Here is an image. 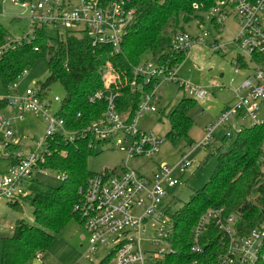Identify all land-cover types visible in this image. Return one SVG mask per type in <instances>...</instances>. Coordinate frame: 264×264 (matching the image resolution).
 <instances>
[{"label":"built area","instance_id":"1","mask_svg":"<svg viewBox=\"0 0 264 264\" xmlns=\"http://www.w3.org/2000/svg\"><path fill=\"white\" fill-rule=\"evenodd\" d=\"M27 11L28 32L22 37L7 32L0 36V59L9 50L32 42L36 31L52 27L59 32L63 29L84 32L92 45H112L120 50L134 10L124 5L123 0L104 2L103 0H12ZM214 25L222 26L224 19L235 15L238 19L239 33L234 42L243 52L237 55L248 65L246 79L236 89L238 102L224 109L204 137L192 144V148L208 147L215 136L217 127H224V136L233 137L237 133L236 121L251 119L253 124L264 122V0H217L208 13ZM201 37L193 38L186 31H178L173 38L170 50L184 53ZM38 50V47H35ZM179 63L158 64L150 60L134 69L143 82L132 81L131 91L140 93V101L134 112L118 110V90H97L89 96L91 102L104 99L106 109L102 115L81 134L90 139V145L96 147L115 146L126 155V160L148 159L153 167L149 172H141L127 163L120 169H108L96 173L88 179L85 187L79 189L80 201L75 210L82 215V228L88 234V248L85 257L91 259L98 247H107L108 252L98 264H158V261L172 253L173 224L166 199L169 189L182 183L175 171L190 168L189 153H183L176 164L170 166L162 162L157 164L153 157L160 151L162 139L152 132L138 127V117L144 112L157 111L156 101L161 96L159 85L178 83L181 88L194 93L195 99H209L204 89L190 86L177 78ZM28 70H24L23 74ZM22 74V75H23ZM149 84V85H148ZM12 84L7 85L8 91ZM147 87V88H146ZM48 88L38 83L27 88L23 96L0 94V111L6 107L16 110L14 117L0 112V150L9 158L11 165L6 173L0 174V199L16 201L27 195L30 184L43 168L46 156L50 153L51 142L57 137H69L76 134L68 128L66 119L60 113L51 112L52 100H48ZM59 97L53 102L61 103ZM26 114L46 121L47 133L36 141L35 147H25L16 137L13 125L23 121ZM252 124V125H253ZM233 130V131H232ZM13 145L15 152H7L6 146ZM50 171V170H49ZM213 220L222 233L224 253L210 264H256L263 255L264 225L240 234L237 218L234 214L225 216L223 209L210 210L200 219L194 229L191 251L201 253L200 236L206 225ZM158 226L153 238L154 244L162 241L165 248L157 251L144 247L149 222ZM42 256V255H41Z\"/></svg>","mask_w":264,"mask_h":264},{"label":"trees","instance_id":"2","mask_svg":"<svg viewBox=\"0 0 264 264\" xmlns=\"http://www.w3.org/2000/svg\"><path fill=\"white\" fill-rule=\"evenodd\" d=\"M216 1L123 0L127 8L134 10V16L119 51L109 44L92 45L84 32L56 30L57 34L51 36L47 28H43L36 31L32 42L7 51L0 59V83L7 86L15 83L37 59L44 57L49 76L39 85L46 89L59 82L63 86L65 96L60 103V113L68 128L76 133L72 139L61 136L51 142L50 153L42 166L55 173L59 183L55 187H46L38 178L32 180L30 195L21 199L29 200L34 223L23 219L16 222L13 235L3 240L1 264H33L71 220L81 224L82 215L75 206L80 201L79 189L96 174L88 170L87 161L97 152L90 145L88 136L84 137L81 132L106 109L104 99L91 102L89 96L101 89L118 90V110L134 112L141 97L140 93L131 91L132 81L136 79L134 69L150 60L180 65L186 55L172 54L170 47L174 36L178 31H186L193 21H202ZM7 32L0 23V36ZM235 62L241 68L248 66L238 56ZM108 66L112 70L109 75L114 79L106 82L103 73ZM140 82L143 81L137 75L136 83ZM195 102V98L184 97L165 114L171 125L166 137L173 144L181 140L190 146L194 143L190 139L193 125L190 111ZM2 106L0 104V108ZM237 134L236 140L224 136L233 142L229 149L217 148L213 153L217 166L210 180L170 215L173 251L158 264H210L224 253L223 236L213 220L206 225L199 239L203 251H191L194 229L210 210L223 209L225 216L234 214L240 234L264 225V122L242 125ZM12 146L6 147L13 149ZM6 171H0V174ZM7 202L15 207L20 204V200ZM262 252L256 264H264V248Z\"/></svg>","mask_w":264,"mask_h":264},{"label":"rangeland","instance_id":"3","mask_svg":"<svg viewBox=\"0 0 264 264\" xmlns=\"http://www.w3.org/2000/svg\"><path fill=\"white\" fill-rule=\"evenodd\" d=\"M27 11L20 5H14L12 0H0V23L6 28L8 33L22 37L28 32ZM51 36L57 34L56 29L47 28ZM65 32L63 29L61 30ZM186 32L193 38L201 37L202 41L194 43L181 64L177 67L176 75L181 81H185L190 86L199 87L207 91L209 99L196 100L191 108L190 115L193 125L190 130V139L194 142L201 140L205 133L216 122L221 112L229 107H233L238 102L236 89L248 76L245 68L238 67L235 62L237 55L243 52L234 42L239 33L238 19L235 15L227 17L222 26L212 23L211 15L205 14L202 21L195 20L186 27ZM111 68L108 66L103 78L106 82L114 79L111 75ZM109 75V76H108ZM49 76L47 61L44 57L37 59L29 70L24 73L15 83H12L10 90L7 86L0 83V94L23 96L27 88L35 86V83H43ZM161 96L156 101L157 111L144 112L138 117V127L146 132H152L155 136L162 139L160 151L153 157L159 164L165 162L170 166L176 164L180 155L189 153L188 161L190 168L185 171L177 169L175 176L182 182L169 189L166 202L169 206L170 215L178 211L191 198L195 190H199L210 180L217 166V159L213 155L217 148L225 151L232 145L233 140L224 138V127L215 129L216 138L213 139L208 147L192 148L187 141L181 140L173 144L166 137L171 128L170 122L165 116L168 110L179 103L184 97L195 98L190 88H181L178 83L168 82L159 85ZM48 100H52L51 112H57L59 102H53L54 97L61 100L65 96L63 86L56 82L48 88ZM8 117H14L16 110L6 107L0 111ZM251 119L236 121V130L241 125L250 126ZM13 128L16 137L25 147H35L36 141L44 138L47 133V124L43 119L26 114L23 121H17ZM233 131V130H232ZM238 138L237 131H233V139ZM13 149L6 147V151L13 153ZM264 150V144L262 146ZM95 155L88 158L87 168L93 173H99L104 169H120L125 163L141 172H149L153 167L148 159L126 160L124 151L115 146L96 147ZM6 154L1 152L0 171L8 169L9 161ZM41 185L55 187L59 180L55 173L47 171L37 175ZM264 181V177H263ZM31 191H27L30 195ZM18 206L10 205L6 199H0V264L3 252V240L13 235L16 222L20 219L28 223H34L33 208L26 199H19ZM158 224L151 221L148 224L145 238L149 242L144 243V247L151 250L165 248L166 244L159 241L154 244V232ZM88 234L77 220H71L63 229L55 235L50 246L41 257L35 259L33 264H98L108 252L107 247H98L91 259L85 257L88 248Z\"/></svg>","mask_w":264,"mask_h":264}]
</instances>
